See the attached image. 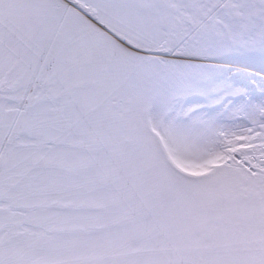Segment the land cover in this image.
I'll list each match as a JSON object with an SVG mask.
<instances>
[{"label":"snow or ice","instance_id":"snow-or-ice-1","mask_svg":"<svg viewBox=\"0 0 264 264\" xmlns=\"http://www.w3.org/2000/svg\"><path fill=\"white\" fill-rule=\"evenodd\" d=\"M0 264H264V0H0Z\"/></svg>","mask_w":264,"mask_h":264}]
</instances>
